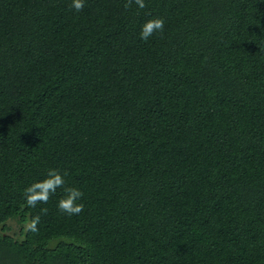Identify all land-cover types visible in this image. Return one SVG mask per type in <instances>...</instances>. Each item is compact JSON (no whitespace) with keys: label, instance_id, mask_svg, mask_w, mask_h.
I'll list each match as a JSON object with an SVG mask.
<instances>
[{"label":"trees","instance_id":"16d2710c","mask_svg":"<svg viewBox=\"0 0 264 264\" xmlns=\"http://www.w3.org/2000/svg\"><path fill=\"white\" fill-rule=\"evenodd\" d=\"M71 2L0 0V264H264V0Z\"/></svg>","mask_w":264,"mask_h":264},{"label":"clouds","instance_id":"9594fccd","mask_svg":"<svg viewBox=\"0 0 264 264\" xmlns=\"http://www.w3.org/2000/svg\"><path fill=\"white\" fill-rule=\"evenodd\" d=\"M135 4L138 9L147 7L145 0H126L125 9H129ZM85 6V0H72L71 7L80 12ZM150 15V13L148 14ZM164 20L159 17H152L146 20L140 31V39L147 41L154 33L162 32ZM58 169H49L44 179L31 183L23 190V197L26 207L35 208L38 204H47L50 198L56 194L57 189L62 190V195L57 202V209L68 216L79 215L84 210V204L79 203L83 197V192L72 186H67L64 176ZM41 213L46 214L47 209L41 208ZM40 215L30 217L27 221L26 228L29 231H38Z\"/></svg>","mask_w":264,"mask_h":264},{"label":"rangeland","instance_id":"374dc122","mask_svg":"<svg viewBox=\"0 0 264 264\" xmlns=\"http://www.w3.org/2000/svg\"><path fill=\"white\" fill-rule=\"evenodd\" d=\"M11 223H12V225H13V229L10 231V233H13V234H14L15 231H16V232L19 231V225H18L17 222H15V221H12Z\"/></svg>","mask_w":264,"mask_h":264}]
</instances>
